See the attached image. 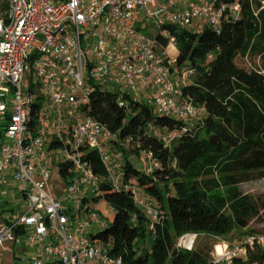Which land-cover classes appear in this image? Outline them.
I'll list each match as a JSON object with an SVG mask.
<instances>
[{
  "label": "built area",
  "instance_id": "1",
  "mask_svg": "<svg viewBox=\"0 0 264 264\" xmlns=\"http://www.w3.org/2000/svg\"><path fill=\"white\" fill-rule=\"evenodd\" d=\"M241 14L239 2L218 0H0V264L6 242L32 247L26 264H122L111 255L112 241L95 235L103 182L131 193L139 209L131 221L143 215L156 234L158 205L125 181L124 155L114 150L120 139L90 113V95L111 90L125 106L126 96H142L156 112L192 125L187 120L204 110L183 93L192 70L179 67L167 48L174 38L164 45L143 32V22L187 30L205 22L219 32L225 18ZM86 150L97 152L103 174ZM143 154L148 171L159 165ZM13 201L23 202L15 208ZM198 235L185 233L176 246L192 249ZM213 238L210 264L247 259L264 243L263 234Z\"/></svg>",
  "mask_w": 264,
  "mask_h": 264
},
{
  "label": "trees",
  "instance_id": "2",
  "mask_svg": "<svg viewBox=\"0 0 264 264\" xmlns=\"http://www.w3.org/2000/svg\"><path fill=\"white\" fill-rule=\"evenodd\" d=\"M218 1L239 2L243 17L225 18L219 32L164 24L158 34L164 45L174 38L177 65L192 70L183 93L206 110L202 123L189 125L130 96L128 106L121 105L116 92L100 87L90 95V113L120 139L114 150L124 155L125 181L147 192L163 217L153 236L143 215L131 221L139 212L131 193L102 183L116 215L95 235L112 241L111 255L121 257L122 264H210L213 246L177 247L169 229L177 237L213 238L246 229L252 221L264 223V192L240 193L237 185L251 174H232L264 168V8L255 14L253 0ZM248 55L260 58V69L237 64L238 57ZM127 139L125 147L121 142ZM133 152H151L159 165L141 171L130 163ZM86 159L96 173H104L95 150H86ZM248 233L264 235V228ZM233 264H264V243Z\"/></svg>",
  "mask_w": 264,
  "mask_h": 264
},
{
  "label": "rangeland",
  "instance_id": "3",
  "mask_svg": "<svg viewBox=\"0 0 264 264\" xmlns=\"http://www.w3.org/2000/svg\"><path fill=\"white\" fill-rule=\"evenodd\" d=\"M253 10L255 14H258V12L264 8V0H253L252 1ZM243 17V14H241ZM144 24H147L146 28H143V32L147 35H149L152 38H156L160 32V29L155 25L154 23H147L143 22ZM205 22H202L199 26L194 25L191 29L196 32H200L201 30L205 29ZM167 48H170L171 52L175 53L176 48L175 44L168 45ZM237 64L245 69V70H257L260 69L261 61L259 57H251V56H240L237 59ZM190 78L188 79L189 82ZM104 87H111L110 85L103 84ZM142 95V94H141ZM144 96L146 97L147 94L145 93ZM141 101L144 102V98L140 97ZM206 115V110L200 112V114L190 120H187L193 124L202 123L203 118ZM58 161L59 158H55V165L51 166L53 170H57L58 168ZM130 163L135 166L136 168H139L141 171H147L151 167V162L148 160V158L143 154H137V153H131L130 156ZM243 172H250V177L247 180H244L240 182L237 185V190L240 193H249V194H258L261 192H264V168H254L247 171H238L233 172L232 174H242ZM225 175V174H224ZM219 176V174L217 175ZM23 201L16 202L13 201L10 203L13 207H18ZM18 203V204H17ZM21 207V205L19 206ZM99 207L102 212L101 218L103 220L102 226H95V232H99L103 227L106 225H111L114 217L116 215L115 209L110 205V203L106 199H101L99 201ZM18 211V210H16ZM18 213V212H17ZM146 222V219H144ZM254 228H264V223L252 221L248 228L246 229H235L233 232H231L229 235L226 236V238L230 241H235L239 237L245 236L248 233L250 229ZM172 239L175 243H177L178 237L175 235L174 231L172 229H169ZM204 244H208L209 246H213L215 244V239L204 234H200L195 238L194 245L193 246H201ZM32 247L28 244L25 246V243L22 244H15L12 242H6L5 244V253L3 258V264H26L28 261L29 256L31 255ZM15 255H13L14 253ZM20 252V253H19ZM17 256V258L15 257Z\"/></svg>",
  "mask_w": 264,
  "mask_h": 264
},
{
  "label": "bare ground",
  "instance_id": "4",
  "mask_svg": "<svg viewBox=\"0 0 264 264\" xmlns=\"http://www.w3.org/2000/svg\"><path fill=\"white\" fill-rule=\"evenodd\" d=\"M192 241H194V236H190V242H192Z\"/></svg>",
  "mask_w": 264,
  "mask_h": 264
}]
</instances>
